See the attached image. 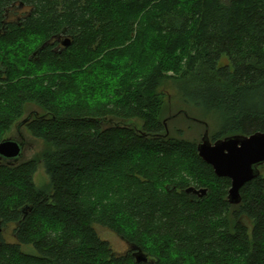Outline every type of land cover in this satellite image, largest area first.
Instances as JSON below:
<instances>
[{
    "label": "trees",
    "instance_id": "obj_1",
    "mask_svg": "<svg viewBox=\"0 0 264 264\" xmlns=\"http://www.w3.org/2000/svg\"><path fill=\"white\" fill-rule=\"evenodd\" d=\"M27 105L44 148L0 161V264H138L131 247L141 264H264V174L231 205L186 136L264 133V0H0V143Z\"/></svg>",
    "mask_w": 264,
    "mask_h": 264
},
{
    "label": "water",
    "instance_id": "obj_2",
    "mask_svg": "<svg viewBox=\"0 0 264 264\" xmlns=\"http://www.w3.org/2000/svg\"><path fill=\"white\" fill-rule=\"evenodd\" d=\"M69 38L62 42V46H70ZM199 157L210 165L219 178H228L231 186L227 200L231 205L241 201V188L260 175L259 168L264 166V133L257 132L250 136L234 135L211 142L206 129L202 141L197 145ZM23 155V145L15 140H3L0 143V161L16 163ZM187 193L199 197L206 194L205 189L189 188ZM134 251L136 263H147V256L136 247Z\"/></svg>",
    "mask_w": 264,
    "mask_h": 264
},
{
    "label": "rangeland",
    "instance_id": "obj_3",
    "mask_svg": "<svg viewBox=\"0 0 264 264\" xmlns=\"http://www.w3.org/2000/svg\"><path fill=\"white\" fill-rule=\"evenodd\" d=\"M43 114L44 112L37 106L27 105L24 110L23 117L5 135V140H15L23 145V155L21 159L17 162H23V161L35 159L42 152L44 148L43 143L40 140L33 138L28 133V131L25 128L24 123L27 119L39 117V116H42ZM121 123L127 126H130L136 130H141L142 128V122L138 120L123 121ZM174 127L183 128L186 131L187 124L183 122L182 120H180V122L171 124V128H174ZM204 133H205V130L203 128L199 126H193L192 129L189 132H187L186 136L192 140H196L197 143L200 144ZM260 173L264 174V168L260 170ZM34 183L40 189H44L48 186V178L45 175L42 166L38 168V171L36 175L34 176ZM10 232H11V229H8V231L4 233L3 236L5 239H9L8 234H10ZM97 233L103 240H106L111 244L115 253L121 255L128 251V246L112 232L98 227Z\"/></svg>",
    "mask_w": 264,
    "mask_h": 264
}]
</instances>
